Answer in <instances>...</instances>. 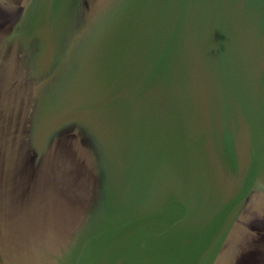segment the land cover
Masks as SVG:
<instances>
[{
	"label": "water",
	"instance_id": "1",
	"mask_svg": "<svg viewBox=\"0 0 264 264\" xmlns=\"http://www.w3.org/2000/svg\"><path fill=\"white\" fill-rule=\"evenodd\" d=\"M0 264H264V0H0Z\"/></svg>",
	"mask_w": 264,
	"mask_h": 264
}]
</instances>
